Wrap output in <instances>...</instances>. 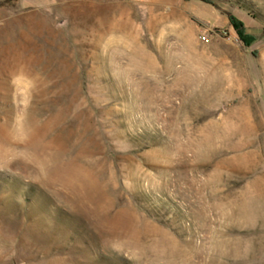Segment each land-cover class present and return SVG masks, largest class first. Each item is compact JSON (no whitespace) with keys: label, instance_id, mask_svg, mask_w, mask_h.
I'll return each instance as SVG.
<instances>
[{"label":"rangeland","instance_id":"374dc122","mask_svg":"<svg viewBox=\"0 0 264 264\" xmlns=\"http://www.w3.org/2000/svg\"><path fill=\"white\" fill-rule=\"evenodd\" d=\"M0 264H264V0H0Z\"/></svg>","mask_w":264,"mask_h":264},{"label":"trees","instance_id":"16d2710c","mask_svg":"<svg viewBox=\"0 0 264 264\" xmlns=\"http://www.w3.org/2000/svg\"><path fill=\"white\" fill-rule=\"evenodd\" d=\"M200 1L211 2V0H200ZM230 19H231V22H232V23H236L235 20H234V18H232V16H230ZM241 36L244 38V37H245V36H244V33H241Z\"/></svg>","mask_w":264,"mask_h":264}]
</instances>
